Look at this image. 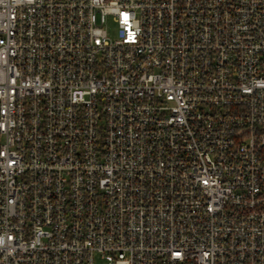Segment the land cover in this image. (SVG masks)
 I'll return each instance as SVG.
<instances>
[{
  "label": "built area",
  "instance_id": "1",
  "mask_svg": "<svg viewBox=\"0 0 264 264\" xmlns=\"http://www.w3.org/2000/svg\"><path fill=\"white\" fill-rule=\"evenodd\" d=\"M0 264H264V0H0Z\"/></svg>",
  "mask_w": 264,
  "mask_h": 264
}]
</instances>
